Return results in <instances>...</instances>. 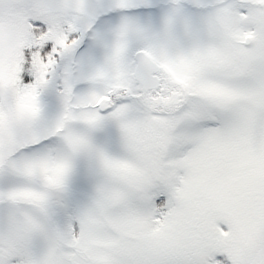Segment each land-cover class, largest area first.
I'll use <instances>...</instances> for the list:
<instances>
[{
  "label": "snow or ice",
  "instance_id": "6c2138e0",
  "mask_svg": "<svg viewBox=\"0 0 264 264\" xmlns=\"http://www.w3.org/2000/svg\"><path fill=\"white\" fill-rule=\"evenodd\" d=\"M0 264H264V0H0Z\"/></svg>",
  "mask_w": 264,
  "mask_h": 264
}]
</instances>
